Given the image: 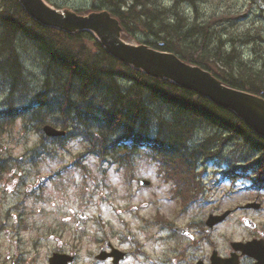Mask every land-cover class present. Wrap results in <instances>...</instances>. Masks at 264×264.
<instances>
[{"label": "rangeland", "instance_id": "obj_1", "mask_svg": "<svg viewBox=\"0 0 264 264\" xmlns=\"http://www.w3.org/2000/svg\"><path fill=\"white\" fill-rule=\"evenodd\" d=\"M150 1L165 8L158 18L175 23L180 18L181 26L188 29L198 24L202 33L189 38L176 35L175 40L187 41L196 49L202 46L210 55L217 53L220 59L210 66L220 75L232 72L236 78L239 61L255 73H264V8L259 9L253 0ZM47 2L72 10L114 9L105 0ZM157 24L152 32L159 28ZM123 39L133 45L167 41L143 28ZM18 53L25 64L28 88L38 90L42 71L38 64L27 62L32 52L18 49ZM5 91L0 81V103ZM34 124L18 119L0 130V264H47L46 257L53 252L73 255V264H111L95 260L107 241L128 252L119 264H150L152 260L159 264L166 244L189 243L171 227L191 226L193 234L197 223L198 231L203 230L200 222L207 219L210 209L233 210L214 228L213 244L249 240L253 231L244 225L246 219L256 226L264 224L262 208L244 207L256 196V202L264 205V185L248 168L255 156L237 152L244 149L239 138L227 142L222 155L203 165L197 173L199 177L203 174L199 180L203 190L182 212L181 202L171 198L174 183L162 182L159 166L144 152L121 168L108 159L101 162L94 156L83 157L87 144L80 138L64 145L44 143ZM209 133L211 129L202 128L194 139L199 142ZM42 150L45 154L38 156ZM40 176H48L49 181L36 190ZM140 179L150 185L141 186Z\"/></svg>", "mask_w": 264, "mask_h": 264}, {"label": "trees", "instance_id": "obj_2", "mask_svg": "<svg viewBox=\"0 0 264 264\" xmlns=\"http://www.w3.org/2000/svg\"><path fill=\"white\" fill-rule=\"evenodd\" d=\"M116 1L112 0L114 9L108 10L123 26L122 39L133 30L146 29L167 41L143 44L174 53L186 63H195L205 56L209 64L199 66L223 84L264 95V73H255L239 61L236 78L232 72L222 76L210 66L220 59L217 53L210 55L193 45L189 49L175 40L176 35L185 36L194 28L201 30L198 24L188 29L181 26L180 18L176 23L158 18L165 11L159 2ZM189 1L194 4V0ZM124 6L126 9L121 10ZM97 10L92 7L78 13ZM154 20L159 28L152 32ZM18 49L32 52L27 62L38 64L42 71L33 106H27L23 96L29 89ZM0 78L6 87L1 108L6 111L0 112V130L18 117L35 123L38 132L44 124H51L65 130L70 138L82 139L87 144L84 155L108 159L119 166L131 165L134 157L144 152L159 163L162 178L176 184L175 196L181 197L183 208L202 189L196 173L199 164L218 158L224 145L233 139L239 138L244 148L238 153L255 156L251 169L256 180H264V138L233 112L168 80L149 77L127 66L112 57L87 31L69 34L37 23L17 0H0ZM27 109L31 111L22 113ZM202 128L211 129L212 134L196 142L194 135ZM60 140L54 141L63 144Z\"/></svg>", "mask_w": 264, "mask_h": 264}, {"label": "water", "instance_id": "obj_3", "mask_svg": "<svg viewBox=\"0 0 264 264\" xmlns=\"http://www.w3.org/2000/svg\"><path fill=\"white\" fill-rule=\"evenodd\" d=\"M24 11L41 25L57 28L68 33L77 31L91 32L99 41L102 47L120 62L137 69L144 74L157 79H166L181 89H185L207 98L218 107L228 109L237 115L250 129L258 135L264 137V98L227 87L214 78L209 72L198 67L189 66L175 55L167 52L154 50L144 44L133 45L121 39V29L118 20L111 16L107 10L93 11L87 15H77L74 11L65 9L57 10L50 7L44 0H18ZM261 8V0H255ZM43 132L46 136L57 137L64 134L63 131L45 125ZM46 180L45 177L41 178ZM142 185L148 182L141 181ZM247 208H259V204L251 203ZM228 211L221 216L209 218L208 231L211 227L222 221ZM245 224L252 227L254 224L246 220ZM180 233H186V229H178ZM258 241L246 243L233 242L231 246L234 251H241L258 261L259 247ZM108 256L113 257L112 264H117L124 254L113 250L110 254H105L104 249L96 256L98 260H104ZM72 257L54 253L48 258V264H69ZM212 264H238L237 257L232 256L226 261L215 259ZM264 264V263H263Z\"/></svg>", "mask_w": 264, "mask_h": 264}, {"label": "flooded vegetation", "instance_id": "obj_4", "mask_svg": "<svg viewBox=\"0 0 264 264\" xmlns=\"http://www.w3.org/2000/svg\"><path fill=\"white\" fill-rule=\"evenodd\" d=\"M39 188L40 184H35L34 189L37 190ZM258 198L259 196H256L255 201H257ZM261 208L264 210L263 201ZM215 211L216 210L210 209L207 217L211 213L219 214L218 211L217 213ZM200 224L204 225L205 229H200V231H198L196 223L194 233L191 235L175 233L187 239L189 243L166 244L164 255L159 264H212L215 259H220L224 262L232 254L237 257L239 264H256V260L252 257L242 255L239 251L233 253L231 244H213L211 241L212 233L207 234L206 232V220L200 222ZM175 228L176 226L171 227L174 232H176ZM187 229L192 230V227L190 226ZM252 231L253 234L249 240L257 239L259 241L257 245L259 247L260 264H262V259L264 258V224L261 222V224L253 228ZM150 264L157 263L152 260Z\"/></svg>", "mask_w": 264, "mask_h": 264}, {"label": "bare ground", "instance_id": "obj_5", "mask_svg": "<svg viewBox=\"0 0 264 264\" xmlns=\"http://www.w3.org/2000/svg\"><path fill=\"white\" fill-rule=\"evenodd\" d=\"M107 3L106 4H108V6L109 7H111V5H112V0H105ZM114 1H116V0H114ZM118 1H120V0H117L116 2H118ZM84 10H86V9H84ZM84 10H73L77 15H85V14H79L78 13V11H84ZM101 10H108V9H105V8H99V10H97V11H101ZM119 27H120V29H121V38H122V31H123V26L120 24V22H119ZM63 31V30H62ZM82 30H80V31H77V32H81ZM85 31V30H84ZM88 32V31H87ZM68 33V32H67ZM76 33V32H75ZM91 35H93L91 32H89ZM199 33H202L201 32V30H189L188 32H186V34H185V36L186 37H191V36H194V35H199ZM69 34H74V33H69ZM94 36V35H93ZM188 37V38H189ZM160 44H162V43H160ZM187 44H189V42H187L186 41V47H191L192 46V44H189V45H187ZM202 47V46H201ZM200 47V48H201ZM152 48V47H151ZM203 48V47H202ZM152 49H154V48H152ZM154 50H157V49H154ZM157 51H160V50H157ZM161 52H165V51H161ZM167 53H169V52H167ZM198 53V52H197ZM171 54H173V55H175L179 60H182V59H180L176 54H174V53H171ZM184 62V61H183ZM186 63V62H185ZM186 64H188L189 66H195V67H198V68H200L201 70H204V71H206L205 69H203V68H201L199 65L200 64H209V60H208V58H206L205 56H203V57H201L200 59H198L197 61H195V63L194 62H187ZM119 83V85H120V87H122L123 86V84L121 83V81H119L118 82ZM29 89V88H28ZM40 89H38L35 93H32L31 91H30V89L29 90H27V93L28 94H24L23 96H25V99L27 100V106L28 105H32L33 106V104H35V100H36V98L37 97H35V94L39 91ZM34 92V91H33ZM31 111V109H27L26 111H23L22 113H24V114H27V112H30ZM58 131H61L60 129H57ZM58 138H62V140H60V141H65V142H68L71 138L70 137H68V134L66 133V132H64V134L62 135V136H58Z\"/></svg>", "mask_w": 264, "mask_h": 264}]
</instances>
